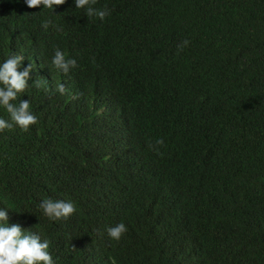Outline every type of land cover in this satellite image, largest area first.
Wrapping results in <instances>:
<instances>
[{
    "label": "trees",
    "instance_id": "16d2710c",
    "mask_svg": "<svg viewBox=\"0 0 264 264\" xmlns=\"http://www.w3.org/2000/svg\"><path fill=\"white\" fill-rule=\"evenodd\" d=\"M92 6L110 15L0 0V64H33L16 102L37 116L0 131L8 225L47 239L55 264H264V0ZM45 198L76 210L53 220Z\"/></svg>",
    "mask_w": 264,
    "mask_h": 264
},
{
    "label": "clouds",
    "instance_id": "9594fccd",
    "mask_svg": "<svg viewBox=\"0 0 264 264\" xmlns=\"http://www.w3.org/2000/svg\"><path fill=\"white\" fill-rule=\"evenodd\" d=\"M66 0H25L29 8H37L43 5L44 8L53 9V6L63 5ZM76 8H86V15L89 18L97 17L100 20L110 15V9L106 6L98 9L93 7L96 0H74ZM50 22H44L42 27L47 29ZM189 44L188 40L178 45V51H182ZM24 56L13 53L2 64H0V105L4 106L10 114V121L0 118V131L12 129L13 126H19L23 130H27L30 125L37 123V116L30 110L29 100H18L20 94L24 93L29 86L30 72L33 70V64L29 63L24 67L23 71L18 68L23 61ZM52 65L67 74L70 69L75 68L77 61L73 58L66 59L65 54L59 49L55 50V54L51 61ZM36 87H40L41 81L35 80ZM47 91V89H45ZM55 91L64 94L68 91L64 84H58ZM73 99L77 97L73 95ZM163 139H157L155 144L149 147L155 148L156 145H163ZM39 207L43 209L44 214L53 220L67 218L75 212V206L72 202L64 200H52L45 198L41 201ZM9 210L0 209V264H55L50 255L49 241L41 240L39 234L22 230L20 225H8L7 221ZM110 238L119 241L122 234L127 231L124 223H118L113 227L106 229Z\"/></svg>",
    "mask_w": 264,
    "mask_h": 264
}]
</instances>
